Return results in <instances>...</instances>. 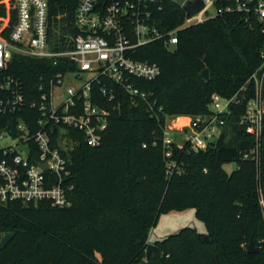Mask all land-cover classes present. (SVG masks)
I'll use <instances>...</instances> for the list:
<instances>
[{"label":"trees","instance_id":"16d2710c","mask_svg":"<svg viewBox=\"0 0 264 264\" xmlns=\"http://www.w3.org/2000/svg\"><path fill=\"white\" fill-rule=\"evenodd\" d=\"M160 2L163 9L155 12L159 26L167 31L180 28L187 13L174 0ZM49 4L56 30L64 33L65 24L73 26L78 0H49ZM5 14L0 8V17ZM59 37L56 33V46ZM263 45V27L256 18L247 22L245 15L227 14L181 30L174 50L162 41L139 48L132 58L161 69L154 81H136L153 95L157 111L163 109L158 117L144 101L132 99L107 78L95 83L92 101L109 111L108 128L97 148L88 146L82 133L69 131L73 140L80 141L64 153L72 170L66 181L74 187L72 206L54 207L49 201L0 203V241L4 234H14L0 250V264H141L161 217L191 209L207 233L187 227L156 241L149 264H264L259 191L260 184L264 190V129L259 180L256 162L244 159L258 144L242 123L248 102L256 96L255 85L248 81L261 65ZM60 62L55 67L51 60L15 54L7 74L20 78L29 104L31 94L39 100V76L54 75L69 61ZM204 70L209 71L208 81L200 77ZM104 87L116 94L115 100L102 94ZM216 94L237 101L224 117L226 125L216 145L195 152L187 145L180 148L175 139L168 158L169 123L211 116ZM20 118L32 133L38 130L39 113L29 106L2 126L18 124ZM54 130L53 145L61 149L59 128ZM31 148V162H36L38 147L32 142ZM232 163L238 169L230 175L224 167ZM251 243L255 252L249 251Z\"/></svg>","mask_w":264,"mask_h":264},{"label":"built area","instance_id":"2783aa9c","mask_svg":"<svg viewBox=\"0 0 264 264\" xmlns=\"http://www.w3.org/2000/svg\"><path fill=\"white\" fill-rule=\"evenodd\" d=\"M201 1L203 9L199 13L187 15L180 28L167 31L159 26L155 17V12L163 9L160 0H78L73 26L65 24L66 31L63 33L55 28L49 0H0V8L6 13L0 17L1 204L49 201L54 207L72 206L70 194L74 187L66 184L72 170L64 153L69 149L74 150L80 141L73 140L69 131L82 133L91 148L101 146L110 113L93 103L91 91L102 78L122 87L132 99L144 101L149 111L159 116L163 109L157 111V102L151 101L153 95L142 90L136 81H154L161 75V69L156 64L132 58L131 55L139 48L162 41L167 48L174 50L181 30L227 14L245 15L247 22L251 17L256 18L264 33V0ZM195 2L184 0L183 6ZM56 33L60 36L58 46L55 44ZM15 54L51 60L55 67L61 65V60L69 62H64L54 75L46 72L39 76V100H35L31 94L33 100L27 104L20 78L7 74ZM260 60V67L248 81L255 85L256 96L248 102L242 122L248 125V132L258 144L244 159L256 162L259 180L262 177L259 146L264 129V45ZM69 65H73L74 70H69ZM86 74L89 77L84 79ZM101 92L109 101L116 99V94L105 87ZM233 103H237L235 98L225 99L216 94L213 96L211 116L188 117V124L182 130H176L183 139L180 148L187 145L191 150L200 152L214 147L226 125L224 117L231 113ZM28 106L39 113L35 133L21 118L18 124L10 122L2 126L5 119L23 112ZM181 119L187 117L174 119L167 126L165 145L168 158L172 157L170 147L175 142L171 134L175 132L172 123ZM11 124L19 134L18 139L14 140L8 131ZM55 127L59 128L61 139L58 143L61 149L53 145ZM7 137L14 145L2 147V140ZM32 142L39 150L36 162H31ZM22 145L30 148L29 153L21 149ZM42 164H47V169H42ZM259 191L264 214V190L261 184Z\"/></svg>","mask_w":264,"mask_h":264},{"label":"rangeland","instance_id":"374dc122","mask_svg":"<svg viewBox=\"0 0 264 264\" xmlns=\"http://www.w3.org/2000/svg\"><path fill=\"white\" fill-rule=\"evenodd\" d=\"M89 77V75H84V79H87ZM189 118L187 117V122L186 124L177 127L176 126V122L172 123V128L175 130V132H172V138L176 142L177 144L181 145L183 139L181 138V136L178 134L179 131L176 130H182L189 122L188 120ZM178 121L177 124L181 123L179 122L180 120H176ZM14 145V142L7 137L6 139L2 140L1 142V146L2 147H11ZM225 171L228 174H232L233 172L237 171L238 166L236 163H232V164H228L224 167ZM187 227H194L197 229V231L201 234H205L207 233V228L205 226V224L201 221H199L196 218V211L195 210H187L185 212H172L168 215H164L161 217L158 227L156 229L155 234L159 233H165L166 236L168 235H172L175 234L176 232L187 228Z\"/></svg>","mask_w":264,"mask_h":264},{"label":"water","instance_id":"95a60500","mask_svg":"<svg viewBox=\"0 0 264 264\" xmlns=\"http://www.w3.org/2000/svg\"><path fill=\"white\" fill-rule=\"evenodd\" d=\"M177 6L182 7L183 10L187 13L188 16H193L199 13L203 9V3L201 0H196L195 3L193 4H186L183 6L184 0H174ZM200 77L205 79L206 81L209 80V71L204 70L201 74ZM118 113V111H117ZM8 131L11 133L12 138L18 139L19 134L15 131L14 126L11 124L8 127ZM21 149L24 150L26 153H29L30 148L28 146H21ZM48 165L47 164H42L41 168L42 169H47ZM14 238V234L7 233L4 234L1 241H0V250L4 249L8 243ZM249 251L250 252H255V246L253 243L250 244L249 246ZM156 254V246L154 244H149L146 250V259L142 261L141 264H149L148 259L150 258L151 255Z\"/></svg>","mask_w":264,"mask_h":264},{"label":"crops","instance_id":"0c3cea01","mask_svg":"<svg viewBox=\"0 0 264 264\" xmlns=\"http://www.w3.org/2000/svg\"><path fill=\"white\" fill-rule=\"evenodd\" d=\"M179 122H181V123L177 124L178 122H176L177 127L181 126V124L182 125L186 124L187 119H181ZM156 229L152 230V232L150 234V239H149L150 244H155L156 241L162 240V239L170 236V235L166 236L165 233H159V232L157 234H155Z\"/></svg>","mask_w":264,"mask_h":264},{"label":"bare ground","instance_id":"6f19581e","mask_svg":"<svg viewBox=\"0 0 264 264\" xmlns=\"http://www.w3.org/2000/svg\"><path fill=\"white\" fill-rule=\"evenodd\" d=\"M181 126H182V124H181Z\"/></svg>","mask_w":264,"mask_h":264}]
</instances>
